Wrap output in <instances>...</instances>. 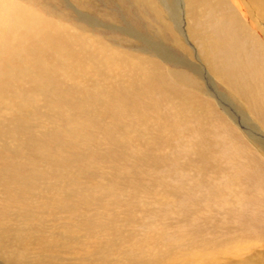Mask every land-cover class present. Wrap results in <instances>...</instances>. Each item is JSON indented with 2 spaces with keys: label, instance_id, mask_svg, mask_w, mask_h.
Masks as SVG:
<instances>
[{
  "label": "bare ground",
  "instance_id": "6f19581e",
  "mask_svg": "<svg viewBox=\"0 0 264 264\" xmlns=\"http://www.w3.org/2000/svg\"><path fill=\"white\" fill-rule=\"evenodd\" d=\"M43 1L0 0V107L10 100L14 114H0V261L264 264L258 233L249 239L217 230L198 238L195 230L164 232L147 218L139 226V205L177 214L176 198L167 187L141 188L146 183L132 175L130 160L138 148L141 162L161 154L143 153L142 145L189 143L220 126L208 124L214 106L199 97L201 79L156 56L194 64L162 44L192 55L186 34L232 97L217 92L203 67L193 71L234 123L257 134L260 127L242 104L264 124V0H129L131 7L143 5L145 29L157 38L139 37L147 51L78 29L66 23L69 12L41 15Z\"/></svg>",
  "mask_w": 264,
  "mask_h": 264
},
{
  "label": "rangeland",
  "instance_id": "374dc122",
  "mask_svg": "<svg viewBox=\"0 0 264 264\" xmlns=\"http://www.w3.org/2000/svg\"><path fill=\"white\" fill-rule=\"evenodd\" d=\"M83 2L88 4V7L97 10H88L87 7L80 4ZM130 4L131 1L129 0H44L39 7V14L49 17L53 16L56 11H61L62 15L69 12L71 16L69 17L66 15V23L72 26L75 25L76 28L81 30L85 29L89 34H99L108 38L118 36L119 38L130 40L131 43L129 44L132 48L141 46V50L147 51L150 46H147L139 37H149L152 40H150L151 42H153L155 38H151L149 36L151 33L145 29V24L147 25V19L145 18L146 12L142 13V9H140L143 5L135 6L133 5V1L132 7ZM139 11L140 13H138ZM99 12H112L115 15L117 14L119 20L115 23L111 22L103 18ZM93 21L94 23L96 22V24H94ZM130 29L132 31H130ZM187 35L188 34L184 36L185 41H188L187 43L192 50L194 49L192 55L185 54L171 43H168V41L162 44L165 43L166 47L170 48V51L178 56L184 57L187 61L194 64L186 65L185 61H165L159 57V55L154 54L169 67L186 69L189 74H193L195 77L201 79L200 81L205 90L204 93H200L199 97L203 101H206L205 99L211 100L214 106V115H211L208 124L214 125L215 121L218 120L220 126H217V130L207 137H195V141L191 139L189 143L185 142L188 144L178 139L164 149L162 144L156 145L153 149H151L152 147L147 148L144 145H142L143 148L139 146L143 153L148 152L147 149L151 150L150 153L153 156L161 152V156L158 155L154 157V159H150V162H141L142 160L136 158L137 152L140 151L139 148L134 150L132 157H130V160L134 163L131 171L136 180L142 179L146 183V187L141 188H147L149 186L148 188L150 189L154 188V190L151 191L155 193H160V191H163L166 187L169 188L167 189L169 193L175 195V212H177V214L174 212L170 213L166 210V214L158 208H152L153 210L147 208L143 211L144 209L139 205L137 207L138 210L135 212L136 217H139L137 219L141 221L139 226L143 225L144 221L150 222L154 220L156 225L162 228L164 232L175 233L183 229L187 234H192L195 230V233L198 234V238H206L204 236L208 235V237H212L217 230H220L221 236L230 235L249 239L253 238V236H256L258 233V238H260L258 239V243L260 240L259 245L262 248L260 250L264 252V248L261 246V241L264 243V124L258 120L256 114L251 112L252 110L250 111L245 104H242L244 107L243 110L249 112L248 114L251 119H254L253 121L257 122L256 125L260 127L258 128L257 134L252 136L251 130L243 129L232 121L233 119L226 114L216 97L212 96L206 85L205 79L202 78L201 75H197V72L193 71V69L203 67L206 71L204 72L207 79L215 86L217 92L225 94L226 96L228 90L220 83L218 77L213 74L210 66L202 57V52L197 46V41L195 40L196 42H194V39ZM144 46H147V48L143 49ZM9 93L10 91L7 89L6 94L9 95ZM227 93L231 96L229 92ZM234 100L235 98H233V103L235 102ZM239 102L242 103L241 100H239ZM6 104L9 105L0 107V114L14 117L13 102L9 100ZM23 111H25L24 107L20 109V113L22 114ZM211 114H213V112ZM194 127L195 124H192L190 128ZM183 129L186 128L183 127ZM200 136L202 137L205 135ZM209 137L210 139L208 140ZM238 140H241L242 143L241 141L238 142ZM221 146L222 148H220ZM225 146H229V148ZM200 152H202V154ZM148 166L149 168H146ZM146 176L153 179L156 177L158 180L153 184V181H150L149 178H145ZM163 184L164 186L166 185L165 188ZM156 187L158 191H155ZM139 198L141 199L138 201L141 203L144 198ZM169 213L172 215L170 216ZM146 218L151 220L147 221ZM136 228L141 229V227L137 226ZM35 249H37V251L42 250L41 248ZM31 252H33V249ZM140 258L141 257H139L134 264H139ZM0 264L4 263L0 261ZM122 264L127 263L124 262Z\"/></svg>",
  "mask_w": 264,
  "mask_h": 264
}]
</instances>
